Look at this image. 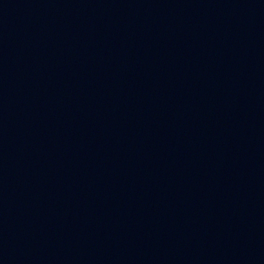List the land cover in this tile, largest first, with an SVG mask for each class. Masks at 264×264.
<instances>
[{"label": "water", "instance_id": "obj_1", "mask_svg": "<svg viewBox=\"0 0 264 264\" xmlns=\"http://www.w3.org/2000/svg\"><path fill=\"white\" fill-rule=\"evenodd\" d=\"M0 264H264V0H0Z\"/></svg>", "mask_w": 264, "mask_h": 264}]
</instances>
